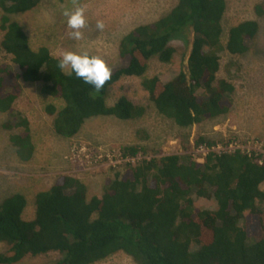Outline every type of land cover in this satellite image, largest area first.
<instances>
[{
    "label": "trees",
    "instance_id": "trees-1",
    "mask_svg": "<svg viewBox=\"0 0 264 264\" xmlns=\"http://www.w3.org/2000/svg\"><path fill=\"white\" fill-rule=\"evenodd\" d=\"M42 2L0 0V54L18 69L13 73L8 64L0 65V115L6 119L2 127L10 132L18 166L34 160L36 142L30 121L15 111L18 91L5 90L10 76L20 85H41L42 98L52 99L44 112L62 138L77 137L91 117L144 118L146 108L126 96L108 105L111 88L125 77L143 78L141 84L157 113L190 129L233 112L235 86L218 79L221 53L248 56L263 28L257 20L242 21L227 31L225 42L227 0H179L166 16L127 34L119 46V56L127 64L112 71L96 92L69 75L70 69L61 71V57L49 48L33 49L23 28L11 20ZM256 12L264 16V1L256 5ZM190 28L195 40L188 71L181 70L167 83L146 77L152 59L176 61L170 43ZM221 141L199 136L194 147ZM139 150L143 149L125 147L123 156L136 157ZM184 151L183 156L127 163L125 172L116 173L102 194L92 198L79 178L59 175L52 187L33 199L35 215L29 221L28 196L16 193L5 199L0 204V243L7 253H0V264H21L51 253L60 256L53 264H97L118 253L135 264H264V166L258 164L256 153H213L199 163L187 146ZM196 196L215 207L197 208Z\"/></svg>",
    "mask_w": 264,
    "mask_h": 264
},
{
    "label": "rangeland",
    "instance_id": "rangeland-1",
    "mask_svg": "<svg viewBox=\"0 0 264 264\" xmlns=\"http://www.w3.org/2000/svg\"><path fill=\"white\" fill-rule=\"evenodd\" d=\"M263 1L227 0L228 10L223 23L225 42L227 31L242 21L257 20L263 28L257 41L250 45L252 49L248 56L235 58L226 51L221 53L222 65L218 79H224L235 86L236 103L233 112L230 116L219 117L190 129H183L157 113L149 100L148 92L141 84L143 78L125 77L111 88L108 105H112L121 96H126L133 103L146 108L144 118L122 120L114 116L91 117L82 126L77 137L62 138L52 130L53 118L44 112L45 104L52 99L42 98L41 85H20L10 76L5 90L19 93L15 111L30 121L36 154L29 164L18 166L15 163L8 141L10 132L2 127L6 119L0 115V204L16 193H23L28 196L30 208L25 211V219L29 221L35 215L33 199L40 191L48 190L59 175L79 178L88 188V197L92 198L102 194L116 173L125 172L127 163L137 165L141 160L160 159L172 154L183 156L185 146L188 153H191L199 136L222 140L220 143L246 141L249 138L264 142V16L259 17L255 13L256 5ZM178 2L179 0H43L36 10L13 15L11 20L23 28L35 50L47 47L53 55L59 57L65 51H87L101 56L114 71L127 64L119 56V46L127 34L140 25L153 24L166 16ZM75 7H84L87 19L86 27L80 30L82 36L79 40L70 37L72 29L67 27L66 18L62 15L65 9ZM97 20L103 21V29H97ZM2 35L0 30V42ZM194 40L192 28L174 38L170 45L176 50V61L164 64L156 58L152 59L146 77L156 76L167 83L181 70L187 72ZM1 64H8L13 73H18V69L4 54H0ZM125 147L142 148L144 152L139 150L136 157L125 158ZM193 200L197 208L215 207L212 201L204 198L196 196ZM0 253H7V247L3 243H0ZM59 259L58 254L51 253L38 258H27L21 264H53ZM97 264L135 263L124 253H118Z\"/></svg>",
    "mask_w": 264,
    "mask_h": 264
},
{
    "label": "clouds",
    "instance_id": "clouds-1",
    "mask_svg": "<svg viewBox=\"0 0 264 264\" xmlns=\"http://www.w3.org/2000/svg\"><path fill=\"white\" fill-rule=\"evenodd\" d=\"M62 15L66 18L67 27L72 29L70 37L79 40L82 36L81 29L87 25L84 7L65 9ZM97 29H103V21L97 20ZM57 67L64 71L70 69L69 75L74 74L86 85H90L96 92H100L106 82L111 79L112 69L99 55L90 54L87 51H65L58 61Z\"/></svg>",
    "mask_w": 264,
    "mask_h": 264
},
{
    "label": "built area",
    "instance_id": "built-area-1",
    "mask_svg": "<svg viewBox=\"0 0 264 264\" xmlns=\"http://www.w3.org/2000/svg\"><path fill=\"white\" fill-rule=\"evenodd\" d=\"M241 152L251 157L256 153L258 164L264 166V143L256 139H247L246 141L232 140L224 143H217L212 146L202 145L192 149L191 154L199 163H204L210 154L222 155L224 153Z\"/></svg>",
    "mask_w": 264,
    "mask_h": 264
},
{
    "label": "bare ground",
    "instance_id": "bare-ground-1",
    "mask_svg": "<svg viewBox=\"0 0 264 264\" xmlns=\"http://www.w3.org/2000/svg\"><path fill=\"white\" fill-rule=\"evenodd\" d=\"M144 7V6H143ZM23 12V11H22ZM24 13V12H23ZM7 14V13H6ZM25 14V13H24ZM232 14V13H231ZM33 17H34V15H33ZM6 18V17H5ZM23 22V21H22ZM14 24V23H13ZM15 30V29H14ZM15 40V39H14ZM29 50V49H28ZM185 53V52H184ZM183 55V54H182ZM189 60V59H188ZM167 72V71H166ZM151 82V81H150ZM149 84V83H148ZM57 99V98H56ZM145 104V103H144ZM21 107V106H20ZM105 108H107V107H105ZM150 108H151V106H150ZM105 110V109H104ZM115 117V116H114ZM126 120V119H125ZM142 123V122H141ZM174 130V129H173ZM172 130V131H173ZM9 133V132H8ZM168 133V132H167ZM152 141V140H151ZM163 143V142H162ZM73 144V143H72ZM182 150V149H181ZM148 154V153H147ZM21 162V161H20ZM9 163H11V162H9ZM2 168V167H1ZM52 187V186H51ZM45 253V252H44ZM50 258H52V257H50ZM40 262V261H39ZM53 263V262H52Z\"/></svg>",
    "mask_w": 264,
    "mask_h": 264
},
{
    "label": "crops",
    "instance_id": "crops-1",
    "mask_svg": "<svg viewBox=\"0 0 264 264\" xmlns=\"http://www.w3.org/2000/svg\"><path fill=\"white\" fill-rule=\"evenodd\" d=\"M239 121H241V119H238ZM238 124H240L239 122H238Z\"/></svg>",
    "mask_w": 264,
    "mask_h": 264
}]
</instances>
